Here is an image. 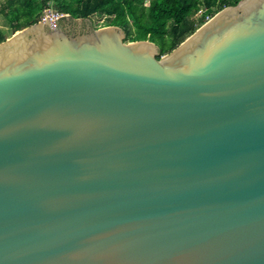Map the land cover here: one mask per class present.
<instances>
[{"label":"water","instance_id":"1","mask_svg":"<svg viewBox=\"0 0 264 264\" xmlns=\"http://www.w3.org/2000/svg\"><path fill=\"white\" fill-rule=\"evenodd\" d=\"M65 19L0 44V264H264V0L160 59Z\"/></svg>","mask_w":264,"mask_h":264},{"label":"trees","instance_id":"2","mask_svg":"<svg viewBox=\"0 0 264 264\" xmlns=\"http://www.w3.org/2000/svg\"><path fill=\"white\" fill-rule=\"evenodd\" d=\"M241 0H22L17 11V32L41 21L44 10L52 9L75 19L94 15L107 18L105 26H117L126 33V42L150 41L162 56L170 54L205 24L206 16L214 17ZM14 5L9 0L0 10L6 15ZM52 7V8H51ZM202 11V15L199 13ZM22 22H26L25 25ZM104 26V27H105ZM14 28V29H13ZM99 29L98 27H95ZM5 32L0 28V44Z\"/></svg>","mask_w":264,"mask_h":264},{"label":"rangeland","instance_id":"3","mask_svg":"<svg viewBox=\"0 0 264 264\" xmlns=\"http://www.w3.org/2000/svg\"><path fill=\"white\" fill-rule=\"evenodd\" d=\"M19 5H22V0H17V2H15V4L12 6V8L9 10V12L6 14V15H4V19L5 20H7L8 22H10L11 24H9L11 27L13 26V25H17V11H16V8L19 6ZM52 8V7H51ZM53 9V8H52ZM107 18L106 17H104V16H100V15H94V16H92L90 19H89V21H83V25L82 26H78V25H81V23L80 24H78V25H75V27H83V28H85V25H89V26H92V27H100V28H102V27H104L105 26V24H107ZM75 23V22H74ZM22 24L23 25H25L26 24V22H22ZM75 24H77V23H75ZM10 27V28H11ZM106 27V26H105ZM14 29V28H13ZM96 29V28H95ZM13 31H12V28L9 30V32H5L6 34H11ZM12 36H10L9 38H11Z\"/></svg>","mask_w":264,"mask_h":264},{"label":"built area","instance_id":"4","mask_svg":"<svg viewBox=\"0 0 264 264\" xmlns=\"http://www.w3.org/2000/svg\"><path fill=\"white\" fill-rule=\"evenodd\" d=\"M199 15H202V11L199 13ZM67 16L69 15L57 12L53 9H46L43 12L41 21H47L51 25H56L57 23L64 20ZM211 18V16H206L205 23H207Z\"/></svg>","mask_w":264,"mask_h":264},{"label":"crops","instance_id":"5","mask_svg":"<svg viewBox=\"0 0 264 264\" xmlns=\"http://www.w3.org/2000/svg\"><path fill=\"white\" fill-rule=\"evenodd\" d=\"M9 0H0V10L2 7L5 5V3ZM17 2V0H14V4ZM17 9V8H16ZM7 20L4 19V15L1 13L0 14V28L3 30V32H9V30L12 28ZM11 27V28H10ZM14 32H12L10 35L5 33V40L9 38L10 36L13 35Z\"/></svg>","mask_w":264,"mask_h":264},{"label":"flooded vegetation","instance_id":"6","mask_svg":"<svg viewBox=\"0 0 264 264\" xmlns=\"http://www.w3.org/2000/svg\"><path fill=\"white\" fill-rule=\"evenodd\" d=\"M67 22H68V20L67 19H64V20L61 21L60 25L62 27H65V25H66Z\"/></svg>","mask_w":264,"mask_h":264},{"label":"clouds","instance_id":"7","mask_svg":"<svg viewBox=\"0 0 264 264\" xmlns=\"http://www.w3.org/2000/svg\"><path fill=\"white\" fill-rule=\"evenodd\" d=\"M70 16V15H69Z\"/></svg>","mask_w":264,"mask_h":264}]
</instances>
